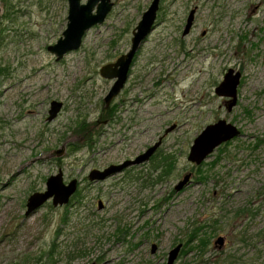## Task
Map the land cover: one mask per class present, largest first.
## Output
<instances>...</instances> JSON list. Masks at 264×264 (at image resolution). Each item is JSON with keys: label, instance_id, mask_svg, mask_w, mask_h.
<instances>
[{"label": "rangeland", "instance_id": "1", "mask_svg": "<svg viewBox=\"0 0 264 264\" xmlns=\"http://www.w3.org/2000/svg\"><path fill=\"white\" fill-rule=\"evenodd\" d=\"M111 1L57 61L48 46L67 27L68 0H0V264H167L179 244L174 264H264V0H161L107 108L113 80L100 69L130 49L153 0ZM229 68L242 73L231 112L215 92ZM52 100L63 107L49 121ZM219 119L242 134L190 161L194 139ZM161 137L149 161L90 181ZM60 170L66 184L78 180L70 202L26 215Z\"/></svg>", "mask_w": 264, "mask_h": 264}, {"label": "water", "instance_id": "2", "mask_svg": "<svg viewBox=\"0 0 264 264\" xmlns=\"http://www.w3.org/2000/svg\"><path fill=\"white\" fill-rule=\"evenodd\" d=\"M161 0H153L148 9L143 13L141 20L133 30L130 49L117 58L116 61L103 65L100 74L107 79L113 80L109 92L104 98L105 105L108 108L114 98H116L125 87L129 78V72L134 58L146 41L149 34L156 26L157 13L160 8ZM68 23L62 36L58 41L48 46V50L55 54L56 60H61L66 54L78 50L88 30L103 23L113 7L111 0H68ZM1 11V2H0ZM196 9H192L187 18L183 35L190 33L194 24ZM242 73L234 68H229L224 74L223 80L216 87L215 92L220 97L226 98V107L229 112L238 103V90L241 84ZM63 103L53 100L49 110L48 120L52 121L62 110ZM173 129L168 128L167 134ZM240 129L226 119H219L214 123L208 124L200 134L194 139L190 148L188 159L197 165H201L210 155L222 144L231 141L240 136ZM162 143V137L146 151L137 155L134 159L125 160L119 164H111L104 169H92L89 173V179L93 182L103 181L109 177L121 173L124 169L134 165L149 161ZM191 182V174H186L184 178L176 185V190H181ZM78 188V180L73 179L68 184L64 182L63 173L60 170L58 174L52 175L47 180V188L42 192H35L30 195L27 201L26 215H31L39 210L46 202L52 200L54 206L68 204L71 197ZM102 206V202H99ZM217 243L223 245V237H219ZM182 244H179L169 252L167 264H174L180 254ZM157 249L152 245V252Z\"/></svg>", "mask_w": 264, "mask_h": 264}, {"label": "flooded vegetation", "instance_id": "3", "mask_svg": "<svg viewBox=\"0 0 264 264\" xmlns=\"http://www.w3.org/2000/svg\"><path fill=\"white\" fill-rule=\"evenodd\" d=\"M195 14H196V13H195ZM137 53H138V52H137ZM136 55H137V54H136ZM135 57H136V56H135ZM134 59H135V58H134ZM133 62H134V61H133ZM132 66H133V64H132ZM131 68H132V67H131ZM130 70H131V69H130ZM129 73H130V72H129ZM130 74H131V73H130ZM130 74H129V77H130ZM128 79H129V78H128ZM127 82H128V80H127ZM126 84H127V83H126ZM125 86H126V85H125ZM123 89H124V88H123ZM123 89H122V90H123ZM121 92H122V91H121ZM121 92H120V93H121ZM120 93H119V94H120ZM52 101H53V100H52ZM52 101H51V102H52ZM57 116H58V115H57ZM48 117H49V116H48ZM53 120H54V119H53ZM49 121H50V120H49ZM103 169H104V168H103ZM221 237H222V236H221ZM223 239H224V241H225V238H224V237H223ZM223 244H224V243H223Z\"/></svg>", "mask_w": 264, "mask_h": 264}, {"label": "trees", "instance_id": "4", "mask_svg": "<svg viewBox=\"0 0 264 264\" xmlns=\"http://www.w3.org/2000/svg\"><path fill=\"white\" fill-rule=\"evenodd\" d=\"M1 73H2V72L0 71V75H1ZM228 144H229V143H228Z\"/></svg>", "mask_w": 264, "mask_h": 264}]
</instances>
